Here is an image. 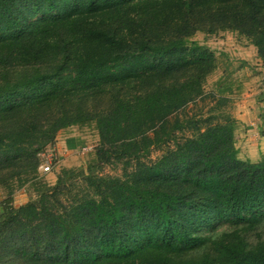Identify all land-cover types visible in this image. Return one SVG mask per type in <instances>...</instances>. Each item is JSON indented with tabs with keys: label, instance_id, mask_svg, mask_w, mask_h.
Instances as JSON below:
<instances>
[{
	"label": "trees",
	"instance_id": "obj_1",
	"mask_svg": "<svg viewBox=\"0 0 264 264\" xmlns=\"http://www.w3.org/2000/svg\"><path fill=\"white\" fill-rule=\"evenodd\" d=\"M218 30L251 39L264 63V0H0V175L34 173L68 126L96 120L105 144L117 143L128 115L164 120L185 107L216 67L190 39ZM106 94L107 109L94 113L93 100ZM238 152L226 118L130 178L98 179L99 200L62 214L44 201L61 178L40 206L4 200L0 258L264 264V155L253 164ZM98 156L107 160L108 150ZM223 224L238 229L217 232Z\"/></svg>",
	"mask_w": 264,
	"mask_h": 264
},
{
	"label": "rangeland",
	"instance_id": "obj_2",
	"mask_svg": "<svg viewBox=\"0 0 264 264\" xmlns=\"http://www.w3.org/2000/svg\"><path fill=\"white\" fill-rule=\"evenodd\" d=\"M190 42L207 48L216 59L215 70L204 81L200 96L164 120H153L144 112L137 117L128 115V121L122 124L125 131L117 143L105 144L96 120L61 129L54 142L39 155L40 167L34 173L26 172L14 178H9V172L0 175V204L11 199L15 207L29 202L40 206L45 188L56 187L60 178L63 183L54 196L48 194L44 200L55 212L62 214L65 208L84 199L99 200L93 182L130 178L136 170L156 163L186 140L197 138L209 127L224 124L226 118L233 120L234 131L239 132L238 140L242 144L246 140L243 148L246 149L248 141L250 149L255 147L257 163L261 162L264 155V63L258 49L251 39L231 30H218L214 34L198 31ZM125 91L129 96L135 94L132 90ZM90 101L91 98L86 100V104ZM109 103L108 94L98 95L93 100L97 108L93 112H104ZM258 142L262 150L257 149ZM242 144L237 141V149L242 150ZM101 149L108 150L107 160H100ZM49 164L52 171L44 173ZM232 229L238 227L223 224L217 232ZM261 231L264 238V228ZM256 237L259 239L254 235L251 240ZM3 262L0 258V264Z\"/></svg>",
	"mask_w": 264,
	"mask_h": 264
},
{
	"label": "crops",
	"instance_id": "obj_3",
	"mask_svg": "<svg viewBox=\"0 0 264 264\" xmlns=\"http://www.w3.org/2000/svg\"><path fill=\"white\" fill-rule=\"evenodd\" d=\"M259 114V113H258ZM258 116V115H257ZM259 117V116H258ZM243 118H244V116H243ZM245 119V118H244ZM256 127H257V125H256ZM260 127V126H259ZM262 130L264 131V123L262 124ZM252 131V129L250 128V125H249V132H251ZM235 132V134H234V136L236 137L235 139H236V143H237V141H238V144H242V142L240 141V140H238L239 138H238V136H237V134L239 133L238 131L236 132V131H234ZM260 140V139H259ZM258 140V141H259ZM246 141V140H245ZM245 141H243V144H244V142ZM243 144H242V146H241V148H242V150H240V149H238V157H239V159H241L242 161H248V162H252V163H257L258 162V158H257V155H256V153H255V147L254 148H251L250 149V143H248V141H247V143L245 144V147H246V149H244L243 148ZM260 142H258L257 143V149L258 150H262V148L260 147ZM259 153H261V152H259Z\"/></svg>",
	"mask_w": 264,
	"mask_h": 264
},
{
	"label": "built area",
	"instance_id": "obj_4",
	"mask_svg": "<svg viewBox=\"0 0 264 264\" xmlns=\"http://www.w3.org/2000/svg\"><path fill=\"white\" fill-rule=\"evenodd\" d=\"M51 171H52V166L50 164L44 168V173H49Z\"/></svg>",
	"mask_w": 264,
	"mask_h": 264
}]
</instances>
